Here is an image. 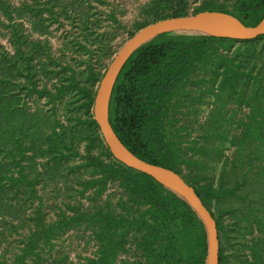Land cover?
Here are the masks:
<instances>
[{"label": "trees", "instance_id": "obj_1", "mask_svg": "<svg viewBox=\"0 0 264 264\" xmlns=\"http://www.w3.org/2000/svg\"><path fill=\"white\" fill-rule=\"evenodd\" d=\"M122 1L0 0L13 48L0 43V264H206L193 209L106 147L96 88L118 36L204 11L257 26L264 0H135L128 24ZM109 114L132 153L195 189L220 264H264V36L155 39L122 70ZM75 243L96 250L75 259Z\"/></svg>", "mask_w": 264, "mask_h": 264}, {"label": "water", "instance_id": "obj_2", "mask_svg": "<svg viewBox=\"0 0 264 264\" xmlns=\"http://www.w3.org/2000/svg\"><path fill=\"white\" fill-rule=\"evenodd\" d=\"M200 36L234 41H252L264 36V18L257 26H246L231 14L204 11L183 17H172L149 24L136 32L119 48L97 85L93 119L99 127L106 147L113 158L145 174L172 191L193 209L207 234L206 264H220V242L217 223L195 189L177 173L138 158L120 140L110 123V104L119 76L128 61L141 48L164 35Z\"/></svg>", "mask_w": 264, "mask_h": 264}, {"label": "rangeland", "instance_id": "obj_3", "mask_svg": "<svg viewBox=\"0 0 264 264\" xmlns=\"http://www.w3.org/2000/svg\"><path fill=\"white\" fill-rule=\"evenodd\" d=\"M124 1H126V2L129 3V10H128V13L122 19L125 21V24H128L134 18L135 12L133 11V9L135 7L134 6L135 0H133V1H131V0H123L122 2H124ZM145 1H147V0H139L140 3L141 2L143 3ZM216 1L218 3H221L223 0H216ZM13 3L14 4H19V0H13ZM2 33H4V32H2ZM59 35H60V33H58V35L54 39H52V46L54 47L55 50H57L59 48H63V43H62V40L59 39ZM127 39H128V35L127 34H122V35L118 36L113 41L112 46H113V50L115 51L114 52L115 54L117 53V51L119 50V48L123 45V43H125L127 41ZM0 43L6 48V50L8 52H10V53L13 52V48L11 47L10 43L8 42L7 37L3 36L1 34V31H0ZM115 54H113L112 57L106 58L104 60V62H103V69L104 70L103 71H105L107 69L108 65L110 64V62L113 59V57H114ZM192 106L194 107L195 104L190 103L189 104V109H191ZM208 112H209V106L203 105L200 108V114L198 115V117L197 116L196 117L193 116V117H191V120L192 119H195L198 122H204L205 119H206V117H207ZM195 136H196V134L194 133L191 136V138H193ZM226 154L227 155H230V151H227ZM9 242L12 243V244H14L15 243L14 238L10 239ZM95 250L96 249H95V247H94L93 244H90L89 246L84 247L83 244H77V243H75L72 246L70 252H71L72 258H75L76 259L78 257V255H80V254H82V255H91V254H93L95 252Z\"/></svg>", "mask_w": 264, "mask_h": 264}, {"label": "built area", "instance_id": "obj_4", "mask_svg": "<svg viewBox=\"0 0 264 264\" xmlns=\"http://www.w3.org/2000/svg\"><path fill=\"white\" fill-rule=\"evenodd\" d=\"M21 1H24V0H19V2H21ZM117 1H119V0H117Z\"/></svg>", "mask_w": 264, "mask_h": 264}, {"label": "crops", "instance_id": "obj_5", "mask_svg": "<svg viewBox=\"0 0 264 264\" xmlns=\"http://www.w3.org/2000/svg\"><path fill=\"white\" fill-rule=\"evenodd\" d=\"M129 8V7H128Z\"/></svg>", "mask_w": 264, "mask_h": 264}]
</instances>
